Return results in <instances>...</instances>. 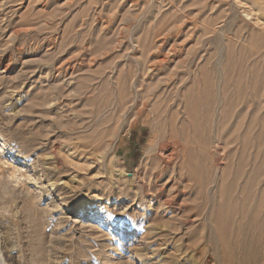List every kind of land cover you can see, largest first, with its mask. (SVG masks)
<instances>
[{"label":"rangeland","instance_id":"obj_1","mask_svg":"<svg viewBox=\"0 0 264 264\" xmlns=\"http://www.w3.org/2000/svg\"><path fill=\"white\" fill-rule=\"evenodd\" d=\"M0 147V264H213L264 220V0H0Z\"/></svg>","mask_w":264,"mask_h":264},{"label":"bare ground","instance_id":"obj_2","mask_svg":"<svg viewBox=\"0 0 264 264\" xmlns=\"http://www.w3.org/2000/svg\"><path fill=\"white\" fill-rule=\"evenodd\" d=\"M159 68V67H158ZM199 96V95H198ZM201 96V95H200ZM201 99H203L202 97H201ZM184 101V100H183ZM201 101V100H200ZM199 101V102H200ZM172 103V102H171ZM186 104V103H185ZM140 105V104H139ZM184 105V104H183ZM176 106V105H175ZM151 107V106H150ZM185 107H188V106H185ZM207 107V106H206ZM173 108H175V107H173ZM184 108V107H183ZM189 108V107H188ZM188 108L186 109V110H188ZM152 108H150V110H151ZM182 109V108H181ZM191 110V109H190ZM169 111V110H168ZM185 111V110H184ZM208 111V110H207ZM186 112V111H185ZM192 112V111H191ZM190 112V113H191ZM194 113V112H193ZM164 114V113H163ZM173 114V113H172ZM176 114V113H175ZM187 114V113H186ZM186 114H184V115H186ZM193 114H191V116H192ZM187 117H188V115H186ZM195 117V116H194ZM188 120H190V119H188ZM171 121V120H170ZM191 121H192V118H191ZM174 123V122H173ZM183 123V122H182ZM181 123V124H182ZM190 123V122H189ZM191 123H194V121L193 122H191ZM184 124V123H183ZM197 124V123H196ZM193 125H195V124H193ZM172 126V125H171ZM180 126V125H179ZM182 126H184V125H182ZM186 126V125H185ZM198 126V125H197ZM193 127V126H192ZM171 128V127H170ZM176 128V127H175ZM182 130H183V128H181ZM171 130H173V129H171ZM177 130H180V129H176V131ZM169 131H170V129H169ZM184 131V130H183ZM183 131L182 132H180V133H178V134H182V136H183ZM174 133V132H173ZM177 134V133H176ZM185 134V133H184ZM178 136V135H177ZM171 137V136H170ZM178 137H180V135L178 136ZM176 138V137H175ZM182 141V140H181ZM189 141V140H188ZM219 143V142H218ZM168 144V143H167ZM166 144V145H167ZM174 144V143H173ZM177 144V143H176ZM161 146H162V144H161ZM219 146H221V145H219ZM223 146V145H222ZM168 147V146H167ZM172 147V146H171ZM207 147V146H206ZM164 148H166L165 146H164ZM174 148V147H173ZM172 148V149H173ZM213 149V148H212ZM219 149H220V147H219ZM222 149H224L223 147H222ZM211 150V149H210ZM1 151H2V148L0 147V162L2 161V157H1ZM177 151V150H176ZM183 151V150H182ZM181 151V152H182ZM173 152V151H172ZM216 152V151H215ZM159 153V152H158ZM207 153V152H206ZM162 154V153H161ZM167 156V155H166ZM169 156H171V155H169ZM168 156V157H169ZM211 158V157H210ZM167 159H169V158H167ZM166 160V159H165ZM6 161V160H5ZM3 164V163H2ZM162 165V164H161ZM165 165V164H164ZM169 165V164H168ZM159 168V167H158ZM19 169V168H18ZM163 169H164V167H163ZM208 169V168H207ZM157 170V169H156ZM158 171V170H157ZM8 172V171H7ZM14 173H12V177H10L11 178V181H15V182H18L19 180H20V178H22L23 180H30V176L26 173V174H23V173H21V172H17V170H14L13 171ZM169 174V173H168ZM160 175H161V173H160ZM0 176H1V174H0ZM4 176V175H3ZM121 176V175H120ZM8 177V178H9ZM152 177H154V176H152ZM149 179H150V177H148ZM159 178H160V176L159 175H156L155 176V180L156 181H158L159 180ZM0 179H2V177H0ZM154 179V178H153ZM153 179L151 180V181H153ZM7 180H9V179H7ZM3 181L2 183H0V185H5L6 184V186H7V184L9 183L8 181ZM174 180V179H173ZM1 182V181H0ZM8 182V183H7ZM155 182V181H154ZM159 182V181H158ZM28 183V182H27ZM153 183V182H152ZM146 184V183H145ZM150 184V183H149ZM9 185V184H8ZM142 185V184H141ZM147 185V184H146ZM155 185V184H154ZM153 185V186H154ZM157 185V184H156ZM167 185V184H166ZM148 186V185H147ZM22 187V186H21ZM0 188H2V186H0ZM139 188V187H138ZM148 188V187H147ZM152 188V187H151ZM163 188H165L164 186H163ZM2 189H4V188H2ZM1 189V190H2ZM156 189V188H155ZM160 189H161V187H160ZM140 190V189H139ZM142 190V189H141ZM151 190V189H150ZM154 190V189H153ZM163 191H164V189H162ZM261 190V189H260ZM259 190V191H260ZM158 192V191H157ZM149 193V192H148ZM148 193H146V194H148ZM167 193V192H166ZM141 194H142V192H141ZM159 194V193H158ZM162 194V193H161ZM160 194V195H161ZM157 195V194H156ZM149 196H150V194H149ZM140 197H141V195H140ZM180 197V196H179ZM163 199V198H162ZM170 199H171V197H170ZM175 200V199H174ZM257 201V202H256ZM142 202V201H141ZM255 202L256 203H254L255 205H256V209L257 210H259L260 209V207L261 206H264V191H260L259 192V194H258V199L257 200H255ZM173 203V202H172ZM180 205V204H179ZM174 206V205H173ZM177 206V205H176ZM178 207V206H177ZM182 208V207H181ZM246 208V207H245ZM253 208V207H252ZM243 210H244V207L242 208ZM247 209V208H246ZM246 209L244 210L245 212H246ZM176 210V209H175ZM172 211V210H171ZM243 211V212H244ZM248 212H249V210H248ZM248 212H246V213H248ZM259 213V212H258ZM260 213H263V212H260ZM256 214V213H255ZM255 217V216H254ZM262 217V216H261ZM256 218H259V215H258V217H256ZM257 219H255V221H251V222H249L248 223V227L250 226V227H252L253 229H254V235H251V233H250V237L248 236V239L246 240V239H241V238H243L244 236H242L241 235V238L239 237L240 236V233H239V235L238 236H236V235H234L235 237H234V239L233 240H231V238H229L231 241L229 242V239L226 237V236H219L218 237V240H217V237H216V240L218 241V244H216V245H218L216 248H217V251H216V249H214V252H219L220 253V255H221V257H219L218 255V257L220 258V259H216L215 257H210V256H206L207 258L206 259H208L209 258V260H212L213 261V264H238L237 262H234L232 259L236 256V255H240L241 257H243L242 258V260L240 261L239 260V264H248L249 262L250 263H254V264H257V263H259L260 262V264H264V255H259L260 253H262L263 251H264V242H263V239H264V220H261V221H256ZM185 222V221H184ZM240 223V222H239ZM244 226H246V225H244ZM221 227V226H220ZM225 227V226H224ZM248 227H246V228H248ZM249 227V228H250ZM223 228V227H222ZM245 228V227H244ZM243 228V229H244ZM252 228H250L251 230H252ZM239 230V229H238ZM238 230H237V232H235V233H238ZM244 231V233H247V232H245L246 231V229H244L243 230ZM251 232H253V230L251 231ZM256 232H258V233H256ZM249 234V233H248ZM225 235V234H224ZM245 235V234H244ZM246 236H247V234H246ZM224 237H226V238H224ZM232 238H233V236H232ZM216 241V242H217ZM215 242V243H216ZM230 247V248H229ZM11 252V251H10ZM9 253V252H8ZM238 255V256H239ZM1 258V257H0ZM238 258V257H237ZM249 258V259H248ZM202 259V258H201ZM1 261H3V260H1ZM0 261V262H1ZM262 262V263H261ZM209 263H211V262H209ZM208 263V261H206V262H204V264H209Z\"/></svg>","mask_w":264,"mask_h":264}]
</instances>
